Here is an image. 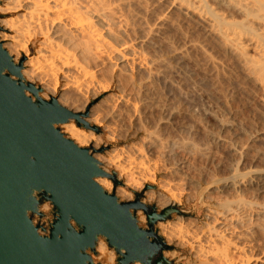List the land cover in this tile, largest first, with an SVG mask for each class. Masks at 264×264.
Returning a JSON list of instances; mask_svg holds the SVG:
<instances>
[{
  "label": "bare ground",
  "instance_id": "obj_1",
  "mask_svg": "<svg viewBox=\"0 0 264 264\" xmlns=\"http://www.w3.org/2000/svg\"><path fill=\"white\" fill-rule=\"evenodd\" d=\"M150 1L0 0L2 48L16 66L23 57L26 58L20 70L21 76L25 82L40 87L42 93L53 94L52 86L61 81V94L56 96V101L71 115L78 117L80 126L84 125L85 129L76 127L75 121L70 120L61 126L60 131L75 145L87 149L89 155L101 146V137L96 136L93 129L103 131L107 140L135 139L138 124L135 122L134 127V123L127 121L129 124L125 125L124 120L139 119L143 100H149L153 95L159 98L164 89L191 88L192 93L221 109L222 113L232 98L227 86L237 81L236 74L245 77L244 82L248 84L245 86H254L263 92L261 95L264 94V0H159L162 2V6L158 3L159 8L164 9L160 13L155 10L157 1L155 4ZM175 15L181 17L180 20L176 16L179 22L172 19ZM186 21L199 26L202 40H190L188 34L186 37L182 31ZM178 37L183 41L182 46L177 45V42L180 43ZM33 43H37L36 51L34 56H30L29 46ZM212 52L220 54L227 65L222 64L224 61L221 62L217 58L219 55L215 57ZM238 82L235 86L239 85L243 90L244 84L241 87ZM244 82L241 80V83ZM69 93L77 98H69ZM103 95L106 107H102L103 104L91 107L90 101ZM167 102L164 100V105ZM152 106L157 107L154 104ZM185 106L180 103L177 113L181 117H189L202 128L201 140L194 141L197 138L195 135L193 137L196 138L191 135L193 140L181 138L186 134L184 132H179L182 134L180 139L161 138L156 134L157 131L151 132L155 128L150 130L143 124L142 128L138 127L139 130L145 127L149 132L144 134L143 140L141 138L143 144L139 140L143 149L141 147L138 157L133 158L140 151L139 148L136 154H130V162L135 159L134 164L126 161L129 160L128 152L125 160L122 159L124 154L119 155L123 148L120 153L117 151L118 155L95 154L93 158L105 172L115 166L121 172L127 171L144 186L155 187V175L161 174L157 189L151 188L145 192L141 204L155 206L158 214L170 212L172 221L156 225L159 236L174 249L165 254L169 260L179 258V253L187 250L194 260L193 264H264V202H253L255 199L246 198V192L250 189H253V193L255 189L259 192L264 190V166L241 170L238 164L239 159H245L247 155L257 156L264 161V149L255 146L262 138L250 141L245 138L243 144L247 145L238 147L239 140L233 138L237 131L233 134L229 120L218 117L220 121L217 129L206 130L203 124L206 119L202 122L193 111L195 107L190 110ZM195 109L196 112L199 110ZM168 123L171 127L172 123ZM189 132L186 134L188 139ZM218 144H226L230 148L234 156L233 163L225 166L227 168L223 174L210 175L209 170H206L207 175L204 173L205 168L197 163L211 159L212 145ZM150 156L158 160L153 162ZM148 157L152 164L148 163ZM193 173L197 175L196 180L191 177ZM95 181L105 192L111 190L106 178H97ZM196 194L205 195L210 203L203 209L204 221L201 223L186 221L176 212L185 196V202L189 203ZM117 195L127 202L133 199L121 190L117 191ZM46 209L47 205H43L42 210ZM136 215L139 222H145L144 213L138 211ZM97 243L100 251H105L104 242L100 240ZM257 248L258 254L253 252ZM108 260L109 264L115 262L112 256Z\"/></svg>",
  "mask_w": 264,
  "mask_h": 264
},
{
  "label": "water",
  "instance_id": "obj_2",
  "mask_svg": "<svg viewBox=\"0 0 264 264\" xmlns=\"http://www.w3.org/2000/svg\"><path fill=\"white\" fill-rule=\"evenodd\" d=\"M20 70L0 44V264H100L91 257L99 238L116 264H171L154 228L170 212L157 215L139 196L120 202L105 192L95 181L104 176L99 163L58 128L69 120L79 127L78 117L42 99ZM42 202L54 216L46 236L32 222Z\"/></svg>",
  "mask_w": 264,
  "mask_h": 264
},
{
  "label": "rangeland",
  "instance_id": "obj_3",
  "mask_svg": "<svg viewBox=\"0 0 264 264\" xmlns=\"http://www.w3.org/2000/svg\"><path fill=\"white\" fill-rule=\"evenodd\" d=\"M155 1H157V3L155 4ZM150 2H154V4H155V10H156V12L157 13H160L159 11H162V10H164V9H162L163 7H161V9L159 8L160 6H162L161 5V1H159V0H151ZM158 3H159V5L160 6H158ZM157 5V6H156ZM159 9V10H158ZM163 12V11H162ZM168 15V14H167ZM176 16H177V18H179L180 20H181V17H178V15H175V16H173L172 17V19L173 20H178V22L180 21L179 19H177L176 18ZM175 17V18H174ZM190 25V26H189ZM187 26V27H186ZM198 28H197V27ZM187 29H186V28ZM190 27V28H189ZM189 28V29H188ZM187 30V31H186ZM193 30L195 31V32H193ZM182 31H184L183 33L186 35V37H187V34H188V38L190 39V40H202V31L200 32V28H199V26L197 25V24H195V23H193V22H191V21H189V22H185V24H183V26H182ZM185 31H186V33H185ZM0 32H2V30L0 29ZM190 32V33H189ZM195 33H196V35H195ZM198 34V35H197ZM197 36H199V37H197ZM192 37V38H191ZM199 38V39H198ZM178 41H180V43L179 42H177L178 44V46H179V44H180V46H182L183 45V41H182V39H180L179 37H178ZM36 44L37 43H33V44H31L30 46H29V53H30V56H34L35 55V51H36ZM212 55H214L215 57H217L218 55V59L221 61V62H223L222 64H224L225 66L227 65L226 64V62H225V59L220 55V54H218L217 55V53L216 52H212ZM27 60H26V58H24L23 57V59H21V61L19 62V64L17 65V66H19V65H21V70H22V65L26 62ZM20 75H21V71H20ZM238 77H237V81L236 82H238V81H240V83L238 82L237 84H241L240 86L242 87L243 85L242 84H244V86H245V84H247V83H245L244 82V80L246 81V79H244L245 77H243V75L242 74H236ZM22 77V76H21ZM239 78V79H238ZM23 79V78H22ZM241 80H243V82L244 83H241ZM24 81V80H23ZM25 82V81H24ZM236 82L235 83H231L230 85L228 84V91H229V93L231 94V96H232V98L229 100V102H228V105H227V109H226V111H223V113H222V110L221 109H218L217 107H215V106H213L211 103H209L208 101H206L205 99H202L200 96H198L196 93H192V91L190 90L191 88H186V87H181V88H178V90H177V88H173V89H164V90H162V92H160V95H159V98L157 97V96H155V95H153V97H151L152 98V101L149 99H147V98H145L144 100H143V102L145 103H143V111H144V113H143V111H142V113L139 115L142 119H143V121H142V119L138 116V118L139 119H136L135 118V120L134 121H131V120H129L128 118V120L126 119V120H124V122L123 123H126L125 125H127V123L128 122H130V123H134L133 124V126L134 125H136V124H138V125H136V131L138 132V135H137V137L135 138V139H128V140H126V141H123V139L122 138H119L118 139V141H113V140H107L106 138H105V135L106 134H104V132L103 131H99V130H97V129H93V131H94V133H95V135L96 136H100L101 137V146H100V149L98 150V151H96L95 153H93L92 155H90V156H92V157H94V155L95 154H99V155H106V154H113V155H118V152L120 153L121 152V150H122V148H123V153L121 152L119 155H121L122 156V154H124L121 158L122 159H124L125 160V158H128V156H129V160L128 159H126V161L128 162L129 161V164L130 163H132V164H134V162H133V160H135V159H132V162H130L131 160V158H130V154H131V156L135 153V152H137V148H139V150L141 149V147H142V145H141V142H142V144H143V138H144V136L146 135V133H147V131L150 129H154L153 131H151V132H153V133H155L156 131H157V135L158 136H162L161 138H173V137H177L176 139H180V135H182V134H180V133H186L187 135H188V131H190L189 132V139L187 138V135L185 134H183L182 135V137L181 138H186L187 140H193L192 138H191V135H192V137L195 135L196 137H193V138H196V139H194V141H197V140H201V138L203 137V130H202V128L196 123V122H194L192 119H190L189 117H187V116H184V115H182V117H181V115H179L178 113H177V108H178V105L181 103L182 105H186L185 107L187 108V109H190V110H192L194 107L195 108H197V109H199L197 112H196V109L194 108L193 109V111H195V113H197V115H198V117H200V119H201V121L202 120H205L204 122H203V124L204 125H206V130H216L217 129V127H218V124H219V121H220V119H223V120H229V123L232 125V127H233V129H232V132H233V134H234V132H236L235 134H237V135H233L232 137L233 138H235V139H238L239 141L237 142L238 144V147L239 146H241V147H245L244 146V144H245V142H246V139L247 138H249V141L252 139H259V137L260 138H262L261 140H259V141H257V143L255 144V146L257 147V148H259L260 150L262 149H264V104H262V103H264V98L262 99V97H264V94H262L261 95V93H263L261 90L259 91V89H256L254 86H250L249 85V88H250V90H249V88H248V84L245 86V88H243L242 87V89L243 90H241V88L239 87V85H237V86H235L236 85ZM26 83H28V82H26ZM29 84H31V83H29ZM32 85H34L35 87H37L39 90H40V92H39V96H41V98L42 99H44V100H49V99H55L56 100V96H59L60 94H61V89H62V83H61V81H58V83H57V85L55 86V85H53L52 86V88L54 89V93L53 94H48V93H46L45 91H44V93H42V89L40 88V87H38L37 85H35V84H32ZM236 87V88H235ZM189 89V90H188ZM247 90V91H245L244 92V90ZM254 89V90H253ZM177 90V91H176ZM183 90V91H182ZM232 90V91H231ZM251 90H253V91H251ZM259 91V92H257V91ZM165 91V92H164ZM186 91V92H185ZM189 91H190V93H189ZM234 91H236V92H234ZM243 91V92H242ZM250 91V92H249ZM170 92V94H168ZM172 92V93H171ZM177 92V94H174V93H176ZM180 92H182V93H180ZM232 92V93H231ZM251 92H253L252 94H251ZM256 92H257V94H256ZM168 94V95H167ZM196 94V95H195ZM234 94V95H233ZM105 96H107L106 94H104ZM102 96V97H100L99 99H96V100H94V101H90V105H91V107H94V106H102L101 104H103V106L102 107H106V105L104 104L105 102H103V99L105 98V96ZM165 95V96H164ZM172 95H173V97H172ZM179 95V96H178ZM182 95V96H181ZM184 95V96H183ZM188 95V96H187ZM248 95V96H247ZM253 95H255V96H253ZM155 96V97H154ZM166 96H168V98L166 97ZM198 96V97H197ZM235 96V97H234ZM258 96V97H257ZM68 97L69 98H71V99H73V98H77L76 96H74L72 93H69L68 94ZM164 97H166L165 99H162V98ZM178 97V98H177ZM186 97H187V99H186ZM154 98V99H153ZM159 99V101H157L158 99ZM182 98V99H181ZM193 98V99H192ZM89 99V97L87 96V100ZM157 99V100H156ZM160 99H161V102H160ZM174 100V101H171V100ZM178 99V100H177ZM192 99V100H191ZM261 99H262V103H260L261 102ZM102 100V101H101ZM155 100V101H154ZM164 100H165V102L166 101H168L169 102V100H170V102L168 103H165V105H164ZM183 100V103L181 102ZM150 101V102H149ZM180 101V102H179ZM202 101V102H201ZM99 102H101V103H99ZM103 102V103H102ZM156 102V103H155ZM158 102H159V105H158ZM172 102H173V105H172ZM152 103V104H151ZM207 103V104H206ZM100 104V105H99ZM148 104H150V106H152L153 104L155 105V106H157V107H154V106H152V108H151V110H150V106L148 105ZM169 105L168 107H167V105ZM171 104V105H170ZM242 104V105H241ZM146 105V106H145ZM192 105V106H191ZM160 106H161V108H160ZM171 106V107H170ZM173 106V107H172ZM177 106V107H176ZM210 108H209V107ZM213 106V107H212ZM147 107V108H146ZM164 107H166V108H164ZM176 107V108H175ZM214 107H215V109H216V111L214 110ZM263 107V108H262ZM157 108V109H156ZM168 108H171L170 110L168 109ZM172 108H173V110H172ZM203 108H204V111H202L203 110ZM209 108V109H208ZM144 109H146V110H144ZM166 109V110H165ZM174 109L176 110V111H174ZM208 111H207V110ZM211 109V110H210ZM212 109H213V111H212ZM230 109V110H229ZM152 110H154L155 111V113H154V111H152ZM161 110V111H160ZM217 110H219V111H217ZM229 112H228V111ZM163 111V112H162ZM167 111V112H166ZM170 113H169V112ZM172 111H174V112H172ZM149 112V113H148ZM151 112V113H150ZM158 112V113H157ZM160 112V113H159ZM162 112V113H161ZM199 112V113H198ZM211 114H210V113ZM215 112V113H214ZM232 112V113H231ZM216 113H217V115H216ZM221 113H222V115H221ZM229 113H231L230 115H229ZM151 116H149V115ZM155 114H157V115H155ZM160 114V115H159ZM163 115V118H162V115ZM170 114H171V116H170ZM175 114H176V117H175ZM203 114H205V115H203ZM214 114V115H213ZM220 114V115H219ZM226 114V115H225ZM142 115V116H141ZM154 115V116H153ZM233 115V116H232ZM170 116V117H169ZM201 116H203L202 118H201ZM207 116H209L210 117V119H209V117H207ZM217 116V117H216ZM222 116V117H221ZM231 118H229V117ZM249 116V117H248ZM146 117H148V118H146ZM154 117V118H153ZM158 117V118H157ZM165 117H168L167 119H168V121H167V119L165 118ZM172 117V118H171ZM185 117V118H184ZM218 117L220 118V119H218ZM223 117H227V118H223ZM235 117V118H234ZM153 118V119H152ZM160 118V119H159ZM163 119V121H162V119ZM164 118L166 119V120H164ZM186 119V120H184V119ZM234 118V121L232 120ZM241 118V119H240ZM147 119V120H146ZM157 119H159L160 121H158ZM184 120V122H183V120ZM190 119V120H189ZM139 120V121H138ZM144 120H145V123H144ZM149 120V121H148ZM171 120V121H170ZM177 122H176V121ZM180 120H182V121H180ZM208 120H210V121H208ZM213 120V121H212ZM219 120V121H218ZM70 121V120H69ZM69 121L67 122V123H69ZM74 121V120H73ZM128 121V122H127ZM142 121V122H141ZM147 121V122H146ZM152 121H156L155 123L153 122L152 123ZM259 121V122H258ZM135 122H136V124H135ZM138 122H141L140 124L138 123ZM168 122H171L172 124H171V127H170V123H168ZM175 122H176V124H175ZM187 122L190 124V122H191V124L189 125V124H187ZM192 122H193V124H192ZM210 122H212V123H210ZM215 122H217V123H215ZM241 122V123H240ZM67 123H64V124H67ZM74 124H75V126L76 127H78L77 126V124L75 123V122H73ZM156 123H158V126L156 127L154 124H156ZM166 123V124H165ZM183 123V124H182ZM207 123H209V124H207ZM129 124V123H128ZM144 124V126L146 127L147 126V128H149V129H147V128H143L142 130H139L140 128H142L143 125ZM152 124V125H151ZM163 124V125H162ZM169 126H168V125ZM175 124V125H174ZM181 126H180V125ZM63 124H61V125H59L58 126V128H59V130H61L60 128H61V126H62ZM141 125V126H140ZM157 125V124H156ZM178 125H179V127H181V128H179L178 127ZM188 125H189V127L190 126H192L191 128H189L188 127ZM155 126V127H154ZM159 126H163V127H160L159 128ZM174 126V128H172ZM185 126V127H184ZM212 126V127H211ZM216 126V127H215ZM235 126H236V128H235ZM135 127V126H134ZM138 127H140V128H138ZM168 127V128H167ZM178 129H177V128ZM79 128L80 129H85L84 127H82V126H79ZM183 128H184V130H183ZM186 128V129H185ZM187 128H189V129H187ZM195 128V129H194ZM212 128V129H211ZM145 129H146V132H144L145 131ZM165 129H166V131H165ZM172 129V130H171ZM176 129V130H175ZM180 129V130H179ZM197 129H199V130H197ZM238 129V130H237ZM242 129V130H241ZM161 130V131H163V132H159V131ZM178 130V131H177ZM254 130V131H253ZM191 131H192V133H191ZM194 131H195V133H194ZM242 131V132H241ZM61 132V131H60ZM103 132V133H102ZM144 132V133H143ZM149 132V131H148ZM180 132V133H179ZM252 132V133H251ZM159 133L161 134V135H159ZM162 133H164V134H162ZM176 133V134H175ZM179 135H178V134ZM256 133V134H255ZM104 134V135H103ZM145 134V135H144ZM166 134V135H165ZM199 134V135H198ZM248 134V135H247ZM103 135V136H102ZM167 135H168V137H167ZM171 135V136H170ZM173 135H175V136H173ZM260 135V136H259ZM164 136V137H163ZM170 136V137H169ZM252 136V137H251ZM140 137V138H139ZM242 137V138H241ZM141 138H142V140H141ZM240 138V139H239ZM246 138V139H245ZM173 139H175V138H173ZM132 140V141H131ZM141 142H140V141ZM244 140V141H243ZM132 145H131V144ZM239 143H242V144H239ZM244 143V144H243ZM134 144V145H133ZM137 144V145H136ZM218 145H220V144H218ZM218 145H212V148H211V151L213 150V151H215V150H217V151H215L216 152V154H215V152H213L212 151V153H211V159H209V160H203V161H199L198 163H200V164H198L197 163V165H199V166H203V169H204V173L205 174H207L208 175V172H209V174L211 175L212 173L213 174H223L224 172H225V170L224 169H226L227 167H228V165H231L233 162H231V161H233V158H234V156H233V152L230 150V148L228 147V146H226V144H223V145H220V146H218ZM215 146V147H214ZM261 146V147H260ZM127 147V148H126ZM128 147H130V148H128ZM219 147H221V148H219ZM227 147V148H226ZM131 148H134L132 151H131ZM214 148V149H213ZM121 149V150H120ZM125 149H130L129 151H126ZM142 149H143V147H142ZM87 150V149H86ZM136 150V151H135ZM113 151H116L115 153L113 152ZM118 151V152H117ZM125 151V152H124ZM131 151V152H130ZM143 151V150H142ZM219 151V152H218ZM128 152V156L126 155V153ZM141 152V150L140 151H138V153L135 155V156H133V158H137L138 157V155H139V153ZM232 154H231V153ZM125 155L127 156V157H125ZM215 155V156H214ZM137 156V157H136ZM151 157V156H150ZM149 158V157H148ZM147 158V159H148ZM153 158H155V159H153ZM258 158V159H257ZM151 159H152V161L153 160H158V158L157 157H155V156H153V157H151ZM261 158H259V157H252V156H249V155H247V156H245V159L244 158H241V159H239V168L242 170V169H247V168H249V167H254V168H260L261 167V165H262V167L264 166V161L261 159ZM137 160V159H136ZM149 161H148V163H150V158L148 159ZM212 160V161H211ZM205 161V162H204ZM210 161V162H209ZM243 161V162H242ZM153 162H155V161H153ZM162 162V161H161ZM229 162H231V163H229ZM164 164L166 163V162H163ZM242 163V164H241ZM150 164H152V162L150 163ZM222 164H224V165H222ZM227 164V165H226ZM216 165V166H215ZM133 166V165H132ZM222 166H224V167H222ZM225 166H227V167H225ZM260 166V167H259ZM99 168L101 169V171L104 173V176L103 177H99V178H106L108 181H109V183H110V185H111V190L110 191H108L107 193L108 194H112V195H114L120 202H127V200H125V199H122V198H120L118 195H117V191L118 190H121V191H124V192H126L127 194H129V195H131L132 197H133V199L131 200V201H133L134 199H135V196H139V200H140V203L142 202V200H143V197H144V193L145 192H147L148 190H150L151 188H153V189H157L156 188V186H157V184H158V182H159V178L161 177V176H159V175H161V174H159V173H156V180H155V184H153V186H155V187H152V186H144L142 183H140V181L139 180H137L136 178H133L127 171H123V172H121V171H119L115 166H112V167H110L109 168V170L107 171V172H105L102 168H101V166H99ZM214 168V169H213ZM223 169V170H222ZM208 172H207V171ZM211 172V173H210ZM223 172V173H222ZM191 177H193L194 178V180H196V178L195 177H197V175L196 174H194L193 173V175L191 174ZM158 181V182H157ZM251 190V189H250ZM250 190H248L246 193V198L248 199V200H254L253 202H255V201H257V202H261V203H263L264 202V190L262 191V192H259V191H257V189H255V191H254V193H253V189L250 191ZM250 191V192H249ZM179 192H182L181 190H179ZM260 194H259V193ZM252 193V194H251ZM257 193V194H256ZM203 194H205L206 195V192H204ZM203 194H201L200 196L199 195H195V196H193V199L189 202V203H186L185 202V200H186V196L183 198V203H182V205H180L178 208H177V215L178 216H180L181 218H183L184 220H186V221H198L199 223H201V222H203L204 221V210H205V208H207L209 205H210V203H208V201L206 200V198H205V195H203ZM255 195V196H254ZM248 196V197H247ZM256 197V198H255ZM185 199V200H184ZM131 201H129V202H131ZM44 203H47V202H42V204L41 205H43ZM52 207V206H51ZM145 207H153L154 209H155V212H156V214L157 215H160L161 213H157V209L155 208V206H145ZM40 208V207H39ZM40 209H42V207L40 208ZM204 209V210H203ZM138 211H141L142 213H144L143 212V210L142 209H138L137 210V212ZM171 215V214H170ZM170 215L169 216H167L166 218H165V220L164 221H162V222H166V221H172V218L170 217ZM144 216H145V222H139L138 221V218H137V215H136V218H137V221H138V224H139V226L141 227V228H144V229H146L147 228V220H146V215H145V213H144ZM34 219V217H32V220ZM159 223V222H158ZM157 225V224H156ZM156 225L154 226V228H155V230L157 231V229H156ZM157 233H158V231H157ZM158 235H159V233H158ZM102 241V242H104V244L106 245V247H105V251H100V249L98 248V243H97V245H96V254L95 255H93V254H91V257H92V260L95 262V263H100V264H109V257L110 256H112V257H114V264H116V258H117V256H116V254H115V252L113 251V250H111V249H109L108 247H107V244H106V242H105V240L103 239V238H99V240L98 241ZM166 244V243H165ZM167 245V244H166ZM168 246V245H167ZM169 247V246H168ZM258 250V248L257 249H254L253 250V252L254 253H256V254H258L259 253V251H257ZM174 251V249L173 248H170L169 247V249L168 250H165L164 251V256H165V254L166 253H168V252H173ZM253 253V254H254ZM179 258L178 257H174V258H172L171 260H169L166 256H165V258H167L170 262H171V264H193V262H194V260L192 259V257L189 255V253H188V251L187 250H185V251H181L180 253H179ZM178 259V260H177Z\"/></svg>",
  "mask_w": 264,
  "mask_h": 264
},
{
  "label": "built area",
  "instance_id": "obj_4",
  "mask_svg": "<svg viewBox=\"0 0 264 264\" xmlns=\"http://www.w3.org/2000/svg\"><path fill=\"white\" fill-rule=\"evenodd\" d=\"M43 205H47L46 210L40 209ZM40 206L39 212L41 216H33L34 219L32 220L33 225L38 227L39 235L46 236L49 233V229L53 222L54 216L52 212V207L49 203H44Z\"/></svg>",
  "mask_w": 264,
  "mask_h": 264
},
{
  "label": "flooded vegetation",
  "instance_id": "obj_5",
  "mask_svg": "<svg viewBox=\"0 0 264 264\" xmlns=\"http://www.w3.org/2000/svg\"><path fill=\"white\" fill-rule=\"evenodd\" d=\"M153 261H155V259Z\"/></svg>",
  "mask_w": 264,
  "mask_h": 264
}]
</instances>
